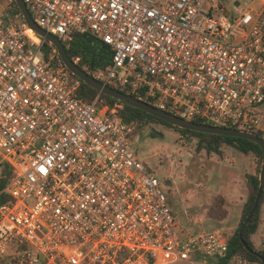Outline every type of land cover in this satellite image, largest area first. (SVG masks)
<instances>
[{
  "label": "built area",
  "instance_id": "1",
  "mask_svg": "<svg viewBox=\"0 0 264 264\" xmlns=\"http://www.w3.org/2000/svg\"><path fill=\"white\" fill-rule=\"evenodd\" d=\"M253 1L236 12L222 0H24L64 45L87 33L109 47L111 63L92 74L106 84L264 133V0ZM11 6L0 0V171L14 172L0 189V264H221L231 232L180 233L131 148L124 104L78 97L57 49L47 55Z\"/></svg>",
  "mask_w": 264,
  "mask_h": 264
},
{
  "label": "rangeland",
  "instance_id": "2",
  "mask_svg": "<svg viewBox=\"0 0 264 264\" xmlns=\"http://www.w3.org/2000/svg\"><path fill=\"white\" fill-rule=\"evenodd\" d=\"M222 1L236 12L250 4H258V1L238 0L241 4L236 6V0ZM261 109L264 111V104ZM188 136L176 127L150 121L138 128L131 141V148L138 158L161 180L178 230L183 235L223 228L228 222L233 223L236 215L234 204L237 201L241 203L240 196L247 194V189L234 185L233 179L241 171L248 170L251 159L256 158L252 153L245 154L230 145L223 147L222 155L210 154L206 149L199 150L198 137ZM238 181L241 182V178ZM217 194L234 197L231 203H226L229 218L221 225L207 216ZM256 239L258 247H264V231H257Z\"/></svg>",
  "mask_w": 264,
  "mask_h": 264
},
{
  "label": "trees",
  "instance_id": "3",
  "mask_svg": "<svg viewBox=\"0 0 264 264\" xmlns=\"http://www.w3.org/2000/svg\"><path fill=\"white\" fill-rule=\"evenodd\" d=\"M225 6L227 7L226 4ZM10 10L13 14L21 13V10L15 0H12V6ZM21 20L22 22H25L23 16L21 17ZM44 44H45L44 50L48 55L49 52L55 48V46L51 44L48 40H45ZM65 47L68 55L73 60L79 57L77 63L87 72H89L91 75L93 74L94 70L100 68L105 69L112 61V52L110 51L109 47L102 41L93 38L91 35L87 33L76 34L74 39L71 41V43L68 46L65 45ZM71 77L73 79H78L80 81V85L76 90V95L78 97L86 101H91L98 94H100L104 102L109 103L110 105H113L116 102H121L116 98L100 93L92 86L83 82L73 73H71ZM123 104H124V109L120 113L121 116L125 121L136 124V130L133 133V137L137 133L138 128L143 127L144 125L148 124L150 121H157L178 128L181 132L189 135L188 137L191 136L198 137L199 150L206 149L207 152L210 154L217 153L222 155L223 147L226 145H230L237 148L239 151L245 154L252 153L256 157L255 158L257 163L256 173H251L248 174L247 176L248 195L243 205L240 223L238 225L235 234L229 239V249H228L227 257L225 259H221L220 263L230 264L231 259L235 255L241 254L244 258L249 260L250 264H264V248L257 249L252 240L253 234L257 231V229L259 228L262 222L261 209L262 206L264 205V191L261 194L259 204L252 218L247 223L243 232V239L245 243L252 249V251L248 250V248L245 246V244L242 242V240L239 237V230L255 202L260 184L259 174L262 164L261 146L252 140L238 136L213 134V133L201 132L196 130H190L188 128H181L161 118H158L140 108L131 106L126 103ZM192 121L197 123H206V124L214 125L213 123L206 122L199 118H195ZM252 132L257 133L258 136L264 138L263 132L261 131H252ZM13 175H14L13 170L10 169L9 166H4V168L0 171V189H2L6 185V183H8V181L13 177ZM226 203H227V198L224 194L215 195L207 211V216L211 219L218 221L225 219L228 214Z\"/></svg>",
  "mask_w": 264,
  "mask_h": 264
},
{
  "label": "water",
  "instance_id": "4",
  "mask_svg": "<svg viewBox=\"0 0 264 264\" xmlns=\"http://www.w3.org/2000/svg\"><path fill=\"white\" fill-rule=\"evenodd\" d=\"M17 5L19 6L22 15L25 19L26 25L31 28L37 35L44 38L45 40H48L51 44L55 46L57 49L58 54L60 55L61 59L65 63V65L68 67V69L76 75L78 78H80L83 82L86 84L92 86L96 90H98L100 93L109 95L113 98L118 99L119 101L129 104L131 106L140 108L158 118H161L173 125L179 126L181 128H188L190 130H196L201 132H207V133H213V134H222V135H228V136H238L242 138H246L249 140H252L256 143H258L262 148V164H261V170L259 174L260 184L258 188V192L256 195L255 202L244 220L240 230H239V237L242 240V242L245 244V246L248 248L249 251H252V249L245 243L243 239V232L244 229L249 222V220L252 218L258 204L261 198V194L264 191V138H261L258 136L257 133L249 131V130H243V129H237L233 127H226V126H219V125H212V124H206V123H197L192 120H188L185 118H182L180 116L168 113L166 111H163L148 102L141 100L137 98L136 96L132 94H128L122 90H119L118 88H115L109 84H106L102 80L94 77L89 72H87L85 69H83L76 61H74L67 53L66 47L63 44V42L52 33L46 31L44 28L40 27L33 19L31 13L29 12L24 0H15ZM236 5H239V1H236Z\"/></svg>",
  "mask_w": 264,
  "mask_h": 264
},
{
  "label": "crops",
  "instance_id": "5",
  "mask_svg": "<svg viewBox=\"0 0 264 264\" xmlns=\"http://www.w3.org/2000/svg\"><path fill=\"white\" fill-rule=\"evenodd\" d=\"M256 170H257V163H256L255 158H252L251 161H250V164H249V169L246 170V171H241V173L238 174V177L235 176V179H233L234 185H240L243 188H246L247 189V194H246L245 197L244 196H240L241 197V203L238 204L239 201H237L236 204H234L236 215L234 216L233 223L228 222V225L223 227V228H225V229H227V230H229L231 232V237L235 234V232H236V230L238 228V225H239L240 220H241L243 205H244V202L247 199V195H248L247 176H248V174L256 173ZM239 178H241V182L238 181ZM235 181H237V182H235ZM226 198H227V203L228 204L231 203L230 202L231 198L234 199L233 195H230V197L227 196ZM233 202H235V201H233ZM227 210H228V214H227V217L225 219H228L229 218V209H228V207H227ZM261 217H262V222H261L259 228L257 229V231H262L263 232L264 231V205L262 206V209H261ZM225 219H223L221 221H218L217 220L218 224L221 225L222 222ZM257 231L253 234L252 240H253V243H254V245H255V247L257 249H262L264 247H258V244H257L258 243L257 242V239H256V233H257Z\"/></svg>",
  "mask_w": 264,
  "mask_h": 264
},
{
  "label": "bare ground",
  "instance_id": "6",
  "mask_svg": "<svg viewBox=\"0 0 264 264\" xmlns=\"http://www.w3.org/2000/svg\"><path fill=\"white\" fill-rule=\"evenodd\" d=\"M29 32H31L32 34H34L32 29H29Z\"/></svg>",
  "mask_w": 264,
  "mask_h": 264
}]
</instances>
